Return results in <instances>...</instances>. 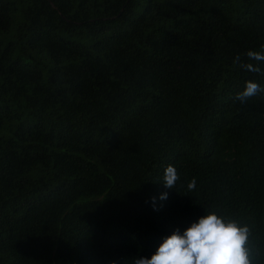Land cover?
<instances>
[{"label":"trees","instance_id":"trees-1","mask_svg":"<svg viewBox=\"0 0 264 264\" xmlns=\"http://www.w3.org/2000/svg\"><path fill=\"white\" fill-rule=\"evenodd\" d=\"M261 46L264 0H0V264H131L210 211L264 264Z\"/></svg>","mask_w":264,"mask_h":264},{"label":"clouds","instance_id":"clouds-1","mask_svg":"<svg viewBox=\"0 0 264 264\" xmlns=\"http://www.w3.org/2000/svg\"><path fill=\"white\" fill-rule=\"evenodd\" d=\"M244 55L256 64L244 63L240 55L234 57L233 64L245 72L264 74L258 66L264 62V46L260 51L249 50ZM261 92H264V88L258 83L247 81L243 91L236 93L235 99L245 104ZM179 180L176 167L169 164L164 168L160 183L164 188L174 190ZM196 184L193 178L188 182L187 189L195 190ZM161 199H167V192ZM250 234L248 226H241L235 220H226L210 211L191 223L182 234L177 228L164 238L150 258L133 257L131 264H258L257 254L249 243Z\"/></svg>","mask_w":264,"mask_h":264}]
</instances>
